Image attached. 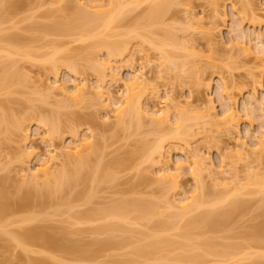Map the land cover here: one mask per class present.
<instances>
[{"label":"bare ground","instance_id":"bare-ground-1","mask_svg":"<svg viewBox=\"0 0 264 264\" xmlns=\"http://www.w3.org/2000/svg\"><path fill=\"white\" fill-rule=\"evenodd\" d=\"M58 1H59V3L62 4V8H61L62 11H66V10L69 11L68 7L70 5L69 3H71L70 0H58ZM78 1H79L78 3L80 4L79 8H77V9H76V7H75V9L72 8L75 11L72 12V10H71V13L68 14L65 18H63L61 20H55L51 23H40V22H38L36 24L33 23L32 27L36 26L35 28L41 34H43V36L44 35L45 36H49V35L54 36L55 35V36L69 37L71 42H73V41L83 42L84 40H87V39L88 40L96 39L95 47L104 50L105 55H106L105 60H103L102 62L99 61L100 65L101 66L103 65L102 67H105L104 69L109 70V72H112V73H110V74H112V76H111L112 81L114 82L115 85L117 84V87H115L116 88L115 92H108L109 90L107 88H105V79H103V80L99 79L100 82L97 79L98 84H96L95 86L94 85L89 86L88 83L86 82V80H82V81H78V82L75 81V83H72L71 86L69 84H67L66 81L60 82V80L59 81L56 80L55 83H52L53 85L51 87H48V88H49V90L51 88L52 89L51 91L56 90L57 93L60 94L64 98V100H63L61 97H59L63 101L57 100V102L59 101V104L56 102L57 108L59 107V109H60V108H63V106H65L66 108L67 107H74L77 104H79L80 102L84 103V101H86V99L89 101L90 100V99H88L89 96H87L89 94L88 92L94 91V93H96L97 97L100 96V98L101 97L104 98V102L106 105L105 107L108 108V110L106 109L107 110L106 115L108 118L113 115V117L115 118V124H114L115 126L114 127H115V129L116 128L118 129L117 131H119L120 129H122V130L123 129L124 130L131 129L132 130L131 133L135 134L136 133L135 131H137V134H138V132H139L138 130H141L140 128L141 127L143 128V126L145 124H147L146 120L148 119L149 120V121L147 120L148 123L153 124V126L155 125L154 127H156V128H154V129H156V130H154V133H156V136H154V141L150 142L147 138H141L137 142V145H138V146H136L137 149L133 150L134 151L133 153L130 152L132 154L128 153L130 155L127 154L128 156L123 157L122 159H120V158H118L117 160L115 159L114 165L113 164L112 165L115 166V164H116V166L120 165V166H124V167L127 166L128 167L129 163L132 162V157H134L133 155H136L137 158L143 157L142 159L145 158L144 160H147V161L149 160V161H154L155 163H158V164L160 163L157 166L158 169H156V171L154 170L155 171L154 174H156V172H157L160 174V176H158V179H157V175H155L153 177H155V179L157 181H159V179H160L159 183L162 184L163 187L166 185L167 186L164 188L161 186L163 188L162 189L163 192L164 191H166V192H164V194H162L163 197H162V195L160 196L159 200H156L155 198L153 200H149V199L146 200V199H142V198H136V199L132 200V199H129L127 197L126 198L122 197V199H120V200L118 199V201L117 200L113 201V202L110 201L105 205L103 203L97 207H91V208L84 210V211L81 210L78 213L75 212V214L73 212H71L72 211L71 209H73L75 207V206L74 207L72 206L73 201H71L72 202L71 203L70 199H68V201H67L66 199H64L62 197L61 198L62 202L58 203V205H60L61 207L60 206L56 207L55 208L56 210L54 209L55 213L53 212V215L64 216V215L68 214V218L69 217H70V219L74 218V221H76V223H79V224H81L82 222H84V223L90 222V224H93V223L95 224L96 222H100L99 226H95V228L93 229V232L98 233V235H100L102 233L103 234L109 233L110 236L108 234V237H107L108 239L106 238L105 242H104V240H101L100 242L99 241L96 242L95 240H97V239H94L95 242H90V244L87 245L89 248L90 247L92 248L93 245L94 246H96V245L97 246H99V245L105 246L106 245L107 247L112 246V248H114L115 246H116V248H118L117 246L129 245V236H131V233H134V231H136L133 229H129V224H132L131 223L132 219H135V221L138 220L141 222H145V223H143V225L153 223V226L155 228L157 227V230L161 229V230H159V232L157 230H156L157 232L155 230H154L155 232H153L154 227H152V229H151L150 224H149L148 227H150V230L145 225V227H147V229H146L147 231L146 230H145V232H144V230L143 231H140V230L136 231V232H138L140 239L132 247L131 251L129 252L131 255L130 257H132V259L128 258L129 257V253H128V257H127L128 260H125L126 263H128V264H129L130 260L132 262L142 261L143 264H152V262L156 263V261L157 262L159 261L160 264H161V262H164L165 264H215V263L216 264H223L226 262L230 263V264H239L238 262L240 260L242 261L243 258L246 260V257H247L248 261L249 260H252V261L255 260V262H257L256 259H258L259 257H256V252L254 253V251H252L254 253V255H253L252 252L251 251L249 252V250L247 251L246 248L252 249L251 247H253V246L251 244H254L255 241L259 238V237L257 238V236H259V234L262 231V230L259 231V229L263 228L261 226V224H260L261 227L259 226V224H257L258 226L254 225L255 227L254 226H253L254 228L252 227L253 228L251 230L252 233L249 232L250 233V234L248 233L249 235L244 234L245 235V237H244L245 241H242V243H240V242L239 243H237V242L231 243L230 242V243H226V244H224V243L220 244V243H218V241H215V239L212 238L208 233L210 230L211 231L215 230L216 229L215 227H218L219 225L222 226L223 222H225V219H228L231 217L233 218L234 215L236 213H238L239 210L248 206L247 203H249V202H246V201L244 202V201H242L243 198H239L240 196L243 197V195H244L243 191H244V193L246 192V195H247V192H255V191H258V192L260 191L262 193L264 192V175L262 173H260V171L255 170L256 169L255 167H254L255 168L254 169V168H252V166H249V169L252 168V171H251L252 173H251V175H248V177L249 176H251V177H249V179L245 183L244 182L242 183L241 181H239V178H238L239 176L237 177L236 172H235L234 176L236 178L234 176L232 177L233 180H235L233 182L236 183V184L234 183L236 185L235 189H233L231 191V189L227 188L228 187L227 186V187H225V190H223L224 188H222L220 185V187L222 188L223 191L221 193H220V191H219V193L217 191L216 192V193H218V194H216L217 196L215 194H212V196L209 197L208 196L209 192L206 191L207 187L205 185L204 179L201 178L202 177L201 176L202 174L200 173L201 170L199 171L200 168L205 169L207 167V164L205 163L204 157L199 153V151L194 150L195 152L191 155L185 153V156H186L185 160H180V161L178 160L177 163L174 162L175 165L171 164L173 162L171 161L170 154H169V152L172 149H175V148L178 149L179 147H181L183 145H185V147L190 146L191 145L190 140L197 137L198 135H199L198 136L199 139L202 140L205 137V139L207 141V137L211 136L212 132H214V130L216 132V130L218 131L221 129L220 131L222 132L223 129H225L224 127H226L228 125L229 128L233 129V131H234L238 127V126L236 127V124L239 125V120L241 117L238 114L237 107H235L237 101H235V99L233 98L234 96H232L230 94V92L228 91L230 84L227 83V81H225L226 80L225 77L220 76L221 77L220 79L222 82L221 88H220V84H219V90H221L222 92L221 91L220 92H221V94H223L221 97L223 99H226L224 101L225 103L224 102L222 103L224 105L222 107L223 108L222 112L221 111H220L221 113L215 112L214 107H216V106L208 103L210 107L208 106V108H207V106H205L206 107L205 108L203 106L202 109H204V110H202V113H201V111L199 110L200 108L198 109L199 106L197 107L198 110L195 111L196 106H193V107L190 106L189 107L188 104H186L188 107L186 106L187 109L184 110L185 106L182 105L184 103L180 104L181 102L175 101V99L170 97L169 94H166V96L164 95L165 97H162L160 94L159 87H156V86L152 87L151 93L149 95H152L154 98L158 99L157 106L155 105L157 108H155V106L152 107V106L148 105L147 103H145L143 101V99L145 96H147L146 92L148 89H150V88H148L150 86L147 87V85L149 83L147 81V78L144 76L145 74L139 72L141 69L138 71V70H134L131 68L133 71L131 73H129V75L127 77H125V76L122 77L120 75L121 73L119 74L118 72H116L117 68H115L113 65L108 66V64L109 63L111 64V61L114 60V58L119 57L121 59L122 55H124V54L127 55L128 50H129V52L131 51L130 45L132 44V41L135 40V42H137V44L139 45L140 49H141V46L142 47L146 46V49H148L147 47H149L150 50L151 49L155 50V52H157L159 54V56H158L159 59H161L160 65L162 64L164 66L166 65V67L168 66L170 68L168 70L172 69V70L178 72V71H180V68H181L182 71H184V69H185L184 72L193 71V66L191 65V63L189 61H188L189 63H187V64H185L187 61L186 62L182 61V63H184V64H182L181 62H180L181 63L180 64V63H178L179 62L178 61L179 55L175 54V53L179 52L180 48H182L183 44H185L186 42L182 43L181 41H179V38L176 36L177 34L172 32V30H171L172 28L167 29V28H165L166 25H162V24H164L163 22L166 20V19L164 20V18L166 17L165 14L167 12L169 13L170 10H172L173 6L175 7L177 4H179L178 0H107V1L103 0L105 3H103V1H101V0H78ZM0 3H1V5L5 3L3 6L8 4L9 6L7 8L11 9V7L14 8L15 7L14 5L17 4L18 2L15 0H14V2L13 1L11 2V0H0ZM144 3H148L147 7L148 6L149 7L147 8V10L143 11V14L137 16L138 18L137 17H136L137 19L135 18L136 21L133 20V22L131 23L132 25L129 24V21L126 22L127 24H129L127 26V24L124 23L126 12H128L129 10L130 11L134 10ZM8 13H10V11ZM168 13H167V15H168ZM189 13L190 12H188V14ZM48 15H50V14H48ZM191 15L190 16L188 15L190 22H192L194 20L193 19L194 17H192ZM4 18H5V16H4ZM1 19H3L2 16L0 17V23L2 21ZM191 19H192V21H191ZM195 19H196V17H195ZM197 20H199V19H197ZM200 20H201V18H200ZM197 22H200V21H197ZM2 23H4V19H3ZM2 23H1V25H2ZM123 23L125 24V26ZM194 23H193V25H194ZM199 24H201V23H199ZM190 25L188 24V26L191 29H193L195 26V25L194 26L192 25V27H193L192 28ZM123 26H124V28L121 31L119 28L120 27L122 28ZM126 26H127V28H126ZM129 26H131V27H129ZM202 28H204L203 25H202ZM209 30L210 29H208V31ZM213 30L209 31V35H210V32H213ZM205 31H206V29H205ZM159 32L161 34H159ZM203 33H204V31H203ZM206 33L207 32H205V34H203V35H206ZM252 34L248 33V37H247V34L245 32H242L241 34L236 35L235 38L233 37L234 39L230 38L231 41L229 40L230 41L229 46L231 48H232V46L235 48H238L237 50L239 51V53H242V55H243V53L245 54L246 52H248L249 54H252V56H254V59L252 61H254V63L256 62L255 63L256 65L254 64V66H253V69L255 68V70H253L251 68L253 73L250 76V73L252 72L251 71L249 73V77H251L250 78L251 82L254 85H261L262 79L264 76V34H261V33L256 34L255 33V34H253L254 35L253 39H251L250 36ZM212 35H214V34H212ZM211 36H209V38L212 40ZM206 38L208 40H210L208 37H206ZM247 38H250V39H247ZM25 40L22 38V36H20L18 34L17 35L12 34V33H10L8 35H3V36L1 35L0 36V93L5 92L6 94L11 95V93H13V91L15 92L17 87H23L24 86L22 84H23V78H25V77H24V74L22 72H20L21 70H19L20 66L18 67V62L21 59L22 60L25 59V60H29V61L30 60L31 61L38 60L39 62L41 61L42 63L45 62L46 64L50 65V70L52 72L53 71L56 72V71H58V69L63 67L65 69H67L68 71L73 72V74L75 73L74 75H76V74L80 75V74H82L81 73L82 70H80L81 67L78 63L79 59L84 60L86 62L90 61L89 63H91V61H92L91 58L94 55V53L91 54V52H93L92 49H94L91 47V45H89V47H87L86 50L81 49V50L69 51L68 48H67V50L63 49V47L60 48V46H62V45H60L61 43L57 39L56 40L52 39V41H50L51 39H47V40L43 41L44 40L43 39L42 40L43 44H42V46L40 45L39 48L41 47V49H42L43 46H44L43 48H49V46H50L51 51H50V48L47 49L46 51H40L39 48L36 49L35 46H33V43L41 42V41H37V40H39L38 37H34L32 40L31 39L30 40L25 39ZM48 41H49V43H47ZM213 41H212V43H213ZM215 41H216V39H215ZM188 42L190 43L191 40H189ZM181 43H182V46H181ZM190 44H192V46H193V42ZM45 45L47 47H45ZM187 45L186 44L184 45V48H182V51L185 50V52H187L186 50H189V48L186 49ZM178 47H180V48H178ZM189 47H190V50L195 48V47L192 48L191 45ZM230 47H228L227 49H229ZM88 48H90V49H88ZM138 48H136V49H138ZM170 48H172V50H174V51L171 52ZM235 48H233V49H235ZM140 49H138V50H140ZM241 49L244 52H242ZM194 51H195V49H194ZM194 51L192 50V52H190L188 54H190V56H192V55L195 56L196 52L194 53ZM245 55H247V54H245ZM249 56H251V55H249ZM252 56H251V59L253 58ZM12 57L13 58L15 57V59H13ZM85 57H87V58H85ZM88 57H90V58L88 59ZM129 57H131V59H130L131 61H134L133 56H129ZM107 59H108V61H107ZM130 60H129V62H130ZM104 61H106L107 64ZM113 63L114 62H112V64ZM91 66H92V64H91ZM129 66H130V64H129ZM129 66H127V67L130 68ZM143 68L144 67H142V69ZM164 69H167V68H164ZM196 69L198 71V66ZM160 71H161V68H160ZM197 71H195V74ZM197 74H198V72H197ZM198 76H199V74H198ZM75 80H77V79H75ZM219 82H220V80H219ZM24 83H25V81H24ZM209 83H207L208 88L212 87L211 83L210 84ZM14 87H15V89H14ZM106 87H107V85H106ZM145 90H146V92H145ZM48 92H46V93H48L49 95L54 94L53 92H52V94H50V91H48ZM92 93L89 95H93L92 97H94V93L93 94ZM144 93H146V94H144ZM42 95H44L43 97H45V96L47 97V95H45L44 93ZM46 97L44 99H42L43 101L45 100V102H46ZM47 98H49V97H47ZM66 98L68 100H71V101H68ZM9 100L12 101L11 99H9ZM40 100H41V98H40ZM91 100H92V98H91ZM211 101H213V100L211 99ZM70 102L71 103L74 102L75 105L73 104L74 106H72V104ZM7 105L9 106V101L7 99H6V101H0V133L1 132H3V133L8 132L9 133V131L11 130L10 128L12 126H13L12 128H14V129H16L18 127L21 130V132H23L22 130L26 126L25 122L26 121L30 122L31 120H35V121H37L36 124H38L39 127L43 126L44 128H46L45 130H46L47 134L45 133L44 136L47 135V137H44V140H46V141L49 140L50 145L48 147H50V146L52 147L50 150H47L46 153L40 154L39 152L36 151V149L32 145H30V146L27 145L28 147L26 146L27 148H26L25 153L28 155V157L35 158L37 165H34V162H33V167L29 166L28 168H25V170L27 171V172L25 171L26 174L28 173L27 176L31 177L30 179L27 177L28 181H30V184H28L29 182L27 180L26 181L28 183L27 182L26 183L28 185H31L33 183L32 188L30 187V188H28L27 191L26 190L24 191L25 201L26 200L30 201V198L32 199V197H34L33 199H35V197H36V199L37 200L39 199V202H41L42 205L43 204L47 205V204H49L50 201L53 200V198L54 199L56 198L57 193L60 194V193H66V192L67 193L69 192L68 193V195L70 194L69 197L72 196L73 199L78 198V200H79V197L82 195L83 189L82 190H81V188L78 190H76V189L82 183H86L88 180L92 181V182L94 181V183L91 182L93 184L91 186L92 189L90 188L91 191L90 190H89L90 192L88 191V193H90V194H88L87 195L88 197H86V198H88V201H90V199H91L90 197H93L94 193L96 194V192H97L96 182L98 179L100 181L101 180L105 181L106 179L111 180L112 178L114 179V177H116L117 172L114 171L115 169L113 168V166L110 167L111 162L107 163L104 160L103 156L100 155L103 152H102V150L99 152V147H101V146H99L100 144L98 143V141L96 142V140H94V136H95L94 133L89 132V134H87V135L84 134L82 137L77 136L76 131L72 127V129H73L72 133L74 134V136L76 135L78 138L75 137L74 140H72L71 144H67V145L65 144L62 147H60V146L58 147L57 145L55 146L53 143L54 139L56 138L55 136H58V134H60L59 132H61V124H60V117L61 116H59L60 114L58 112L49 111L46 114L40 113V115H39V113H36L38 115L29 114L28 116H26V118H23V121H25L24 119H26L25 122H19V121H22V119L17 120V119L11 118L13 116L9 115V110H8L9 108L6 107ZM196 105H198V104H196ZM33 108H34V110L36 109L35 111L37 112L38 108H35V107H33ZM192 108H195V109H193L195 111V113L192 110ZM188 109L191 111L188 112L187 111ZM247 109L245 111H247V113H249L248 115L251 118H253V119L249 120V122H250V124H253L252 121L254 120V117H255L254 116V109L253 108L252 109L247 108ZM250 110H253V111H250ZM261 110H262V112H264V106L262 107ZM192 111L194 114H196V112H198V113L196 115H194L193 113H191ZM72 114L75 115V116L73 115L74 116L73 121H76V122L82 123L83 120H85L87 122H92V120H93V119L92 120L89 119V117H91V116H89V117L87 116V118H88V120H87V118H84L80 114H77L75 112ZM263 118H264V114H263ZM14 120H16V121H14ZM109 120H110V118H109ZM150 121H151V123H150ZM214 122H215V124H214ZM220 122H222V124H224V125H222ZM84 123H86V122H84ZM217 125L218 126L220 125V126L218 127ZM221 125H222L223 129L221 128ZM214 126H216V127H214ZM228 126L224 131H228V132L230 131ZM208 127H210V128L214 127V129H212V131H210L211 129ZM263 129H262L260 135H258V138L255 135V137L257 138V141H254V143H253L254 146H252V148L249 147L251 150L248 149V147L246 148V142H242L240 149H241V151L243 150V152L238 151L240 153L237 152V155H238L237 157L242 156V155L244 157L245 152H247V153L252 154L257 160H259L257 157L264 158L263 157L264 156V130ZM233 131H231V133ZM10 133H11V131H10ZM199 133L201 135L204 134L203 135L204 137L202 136L203 137L202 138ZM196 134H197V136H195ZM208 134H209V136H206ZM26 136L29 137L30 135H26ZM192 136H194V137L191 138ZM198 137H197V139H198ZM181 149L185 150V151L188 150L186 148H180V150ZM192 149H194V148H192ZM256 152H258L257 154H259L261 152L259 154L260 156H256ZM232 153H230V154L233 155ZM247 153L245 155L248 156V158H251V155H249ZM153 155L157 156L156 161H158V162L153 160V159H155V157H153ZM226 156H228V155H226ZM64 157H65L66 161L64 160ZM234 157H235V153H234ZM62 158L64 160L63 162H61ZM245 158H247V157H245ZM252 159H253V157H252ZM59 162L61 165L59 164ZM69 166L71 168H69ZM111 168L114 170H112ZM183 168H185L187 170L186 172H188V173L190 172V174H192L191 176H193L192 178H193V181L195 182V185H194L195 188L192 190V192L189 195L183 194L184 195L183 199H176L179 203L176 200L170 201L169 199H167L168 198V192H169V191H167V189L170 190L171 187H172L171 190L173 189V187H174L173 190L177 191L179 189V188L175 189V188H177V186L179 187V185H177L178 184V182L176 181L177 178H176L175 173H173V172L175 170L178 171L180 169L184 170ZM206 169H208V168H206ZM118 170L119 169L117 168V171ZM212 170H211V168H209L208 173L211 176L216 175L214 177H211V179L214 178V179H212V181L214 180L213 183L216 184V187H219L217 185L222 184L221 182H223V181L225 182V179H227L228 177L226 178L224 176V178H223L222 175H224V172L216 171V172L220 173L219 177H222V180H223L222 181L221 178L218 179L219 177L217 176V173H211ZM110 171L113 173H111ZM224 171L226 172V170H224ZM234 171H235V169H234ZM231 172H233V171L231 170ZM238 173H237V175H238ZM253 173H255V174L253 175ZM259 173H260V175H259ZM139 175H141V174H139ZM252 176H254V177H252ZM177 177H178V175H177ZM40 179L42 180L41 182H40ZM113 179H112V181H113ZM144 179H146V178H143L142 180H144ZM166 179H168V180H166ZM99 180H98V182H99ZM164 180L168 181V182L166 183V182H164ZM169 180L172 181L170 183V185H169V182H170ZM237 180L240 183L239 182L237 183ZM4 181L5 180H2V179L0 180V234L4 235L6 233L5 235H7L8 238H11L10 241L11 240L14 241L16 243V245L21 246L22 249H23V247L26 248V245L28 246V244H29L27 242L28 240L31 241L33 239V241L36 240L39 244L46 246V247H48V249L50 248L51 250L52 249L58 250L64 254L69 253V255L71 254L72 256L79 253L80 254L79 256H85V257L87 256L88 257L87 254H88L89 250L87 251V249H89V248L86 249V246L83 247L82 245H79V246H82V247H79L77 245H74L68 239H66L67 241L64 240L62 242L61 237H59V239H61V240H56L57 238H54L56 236H53L52 233H51L52 235L49 234L50 232L44 233L45 229L41 230V228H43L41 226H40L41 228L39 226L27 228V229L22 230L21 232H12L11 230L7 231L6 227L8 225L7 224L5 225V223H7V221L3 222L5 220L4 219L5 216L3 217V214L5 212L4 209H6V207L8 206L7 204H8L9 199H7V194H6V193H8V190L6 192L7 188L4 189V187H5ZM228 181H230V180H228ZM154 182H156V181L154 180ZM225 183H223V184L226 186L227 184H225ZM78 184H80V185H78ZM76 185H78V186H76ZM218 189L220 190V188H218ZM22 191H23V189H22ZM165 194H166L167 198L165 197ZM249 194H251V193H249ZM263 196H264V193H263ZM161 197H162V199H161ZM164 197H165V199H164ZM160 199L163 200L164 202L162 203ZM6 200H7V202L5 204ZM64 200H66V201H64ZM175 201H176V203H175ZM74 202H76V200H74ZM177 203L181 204V205H178ZM50 204H52V203H50ZM163 204H164V206H163ZM176 204L178 207L176 206ZM4 205L5 206L7 205V206L5 207ZM66 207H69L70 209L66 208ZM160 207H165L167 211L170 209H174V210L178 209V210H175V211L170 210L172 212L171 213H169L170 211L168 212L169 213V214H167L168 218L167 219L165 218V220L164 219L156 220L158 218V216L163 213V211L161 212ZM62 208H66V209H62ZM67 211H69V213ZM40 214H43V212L39 213V215ZM70 214H72V215H70ZM30 216H32V215H30ZM30 216H29V218L27 217L28 218L27 220H25V221L23 220V221L26 223L30 222V221H35L36 216L34 214H33V217H30ZM47 217H48V215H47ZM50 217H51V215H50ZM102 221H104V222H102ZM138 221L137 222L133 221L134 222L133 224L138 223ZM180 221H182V222H180ZM183 222H184V224H183ZM179 223H182V225H179ZM65 229L66 228H64V230ZM174 229H176V231H174ZM177 229H179V230H177ZM64 230H62V231H64ZM169 230H170V232H171V230H173L172 233H167ZM161 231H164V232L166 231V233H163ZM116 233L120 237V240H119V238H117L118 241L115 238L117 236V235L115 236ZM64 237H63V239H64ZM98 240H100V239L98 238ZM258 240L256 241V243L258 242ZM68 241H70L71 243H69ZM249 246H251V247L249 248ZM119 248H122V247H119ZM260 249H262V248H260ZM247 252H249V253H247ZM89 253H91V251ZM245 254H247L248 256L246 255L244 257ZM257 254H258V256H261V255H259L261 253L257 252ZM263 255H264V253H263ZM89 256H91V255L89 254ZM30 261L33 264H48L47 260H44V259L43 260L31 259ZM214 261H216V262H214ZM228 261H230V262H228ZM252 261H249V263L250 262L252 263ZM142 262H141V264H142ZM252 264H255V263H252Z\"/></svg>","mask_w":264,"mask_h":264},{"label":"rangeland","instance_id":"rangeland-1","mask_svg":"<svg viewBox=\"0 0 264 264\" xmlns=\"http://www.w3.org/2000/svg\"><path fill=\"white\" fill-rule=\"evenodd\" d=\"M12 1L14 2V0H11V2ZM15 1H17L18 3L14 5L15 6L14 8L11 7V9L7 8L9 6L7 3H6L7 5L5 6H3L5 3L2 5L0 3V17L2 16L4 19V23H2L3 19H1L2 25L0 23V36L8 35L12 33V34H16V35L18 34L22 36L24 40L25 39L32 40L34 37H38L39 40L37 41H41V42L33 43V46H35L36 49L39 48L40 45L42 46L43 41L47 39H51L50 41H52V39L59 40V42L61 43L59 44L62 45L60 46V48L63 47V49H66V50L68 48L69 51L81 50V49L86 50V48L89 47V45H91V47L94 49H92L93 52H91L92 50L90 52L91 54L94 53L93 55L94 57L91 55L92 56L91 63H89L90 61L86 62L78 58L79 59L78 63L81 67L80 70H82L81 71L82 74H80L81 76L79 74H78L79 76L77 74L76 76L74 75L75 73L73 74V72L68 71L67 69L63 67L58 69V71L56 72L55 71L52 72L50 70V65L46 64L45 62L42 63L41 61L39 62L38 60L36 61L35 60L29 61L25 59L22 60L20 58L21 60H19L18 62V67L20 66L19 70H21L20 72H22L25 77L23 78V84H22L24 86L17 87L15 92L13 91L11 95L6 94L5 92L0 93V101H6V99L9 101V106L7 105L6 107L9 108V109L7 108L9 110V115L13 116L11 118L17 119V120L22 119V121H19V122H25L26 119H24L25 121H23V118H26V116H28L29 114L38 115L36 113H39L40 115V113L46 114L49 111L58 112L60 114L59 116H61L60 117L61 132H59L60 134H58V136H55L56 138L54 137L55 138L53 142L54 145L55 146L57 145L58 147L59 146L62 147L65 144L66 145L71 144L72 140H74L75 137L78 138L77 136L82 137L84 134L86 135L89 134V132L94 133L95 134L94 140H96V142L98 141V143L100 144L99 146H101L99 147V152L101 150L103 152L102 153L103 155L102 154L100 155L103 156L104 160L107 163L111 162L110 167L114 165L115 159L116 160L118 158L122 159L123 157H126L132 154L134 152L133 150L137 149L136 147L138 146L137 142L141 138H147L150 142L154 141V136H156V133H154V130L156 129L154 128L156 127H154L155 125L153 126V124H149L148 119H147L148 121L146 120L147 124L143 122L145 125L143 126V128L142 127L140 128L141 130H138L139 131L138 134H137V131H135L136 132L135 134L131 133L132 132L131 129L129 130L120 129L119 131H117L118 129L117 128L115 129L114 127L115 118L113 117V115L109 117L110 120L106 115L108 108L105 107L106 105L104 102V98L102 97L100 98V96L97 97L94 91H92L94 93V97H92L93 95H89L92 93L91 91L88 92L89 94L87 93L88 94L87 96L90 97V98L88 97V99H90L89 101L86 99L84 103L80 102L76 106H74L75 105L74 102L73 103L70 102L72 106L74 107L66 108L65 106H63V108H60V109L59 107L57 108V103L59 104V101H61L62 99L64 100V98L60 94H58L56 90L55 91L53 90L54 91L53 92L51 91L52 90L51 88L50 90L48 88V87H51L53 85L52 83H55L56 80L58 81L60 80V82L66 81L67 84H69L70 86L72 83H75V81L78 82V81L86 80L89 86L90 85L95 86L96 84H98L97 79L98 80L105 79V88L109 90L108 92H115L116 90L115 87H117V84L115 85L114 82L112 81V77H111L112 74H110L112 72H109V70L104 69L105 67H102L103 65L102 66L100 65V62H102L106 58L105 51L100 48L95 47L96 39H90V40L87 39L84 41L82 40L83 42L81 41L71 42L69 37L55 36V35L54 36L44 35L45 36L44 37L43 34H41L35 28L36 26L32 27L33 23L34 24L38 22L51 23L55 20H61L65 18L68 14L71 13V10L72 12L75 11L73 10L75 9V7L76 9L79 8L80 4L78 3L79 2L78 0H70L71 3H69L70 4L69 7L70 6L71 7L70 8L68 7L69 11L67 10L62 11L61 10L62 4L59 3L58 0H15ZM178 2L179 4H177L175 7L173 6L174 8L172 7V10H170L169 13L167 12L168 15L167 13L165 14L166 17L164 16L165 17L164 20L165 19L166 20L163 22L164 24L162 25H166L167 27L165 26V28L167 29L172 28L171 29L172 32L177 34L176 36L179 38V41H181L182 43L186 42L185 44L186 45L188 44L189 46L191 45L192 48L195 47L194 48L195 51H194V49L190 50V47L187 45V48L186 47L185 48L186 49L189 48L190 51L186 50L187 52H185V50L182 51V48H184L185 44H183V47L180 48L182 46V43H181V46L178 47L180 48L179 52H177L178 51L177 50L176 51L177 53H175L179 55L178 63L180 62L182 63V61L184 62L187 61L185 63L187 64L190 62L191 65L193 66V71L189 72L186 70L187 72H184L185 69L184 71H182L181 68H180V71L178 72L172 69L168 70L170 69L168 66L166 67V65L165 66L162 64L160 65L161 59H159L158 57L159 54L155 52V50H152V49L150 50V48L147 47L149 49L148 50L146 49V46L144 45H143L144 47L141 46V49H140L139 45L137 44V42H135V40L132 41V44L130 45L131 51L129 52L128 50L127 55L126 54L122 55L121 59L119 57L114 58V60H112L111 64L109 63L108 66L113 65L115 68H117L116 72H118L119 74L121 73L120 75L122 77L124 76L127 77L129 73L133 71L132 69L138 70V71L141 69L139 72L145 74L144 76L147 78V81L149 83L147 87L150 86L148 87L150 89L147 88L148 89L147 92L145 90L147 94L146 93L144 94L148 96L151 93L152 87L156 86V87H159L160 94L162 97H165L166 94H169V96L175 99V101L181 102L180 104L184 103L182 104L183 106H185L184 110L187 109L186 104H188L189 107L196 106L195 107L196 109L192 108V110L195 109V111H197L200 108L199 110L201 111V113H202V110H204L202 109V107L207 106L208 108L209 104L216 106L214 107L215 112H218V113L222 112L223 110L222 107L224 106L222 103L226 99H223L221 97L223 94H221L222 91L219 90V84L221 88L222 82L220 78L225 77L226 79L225 81H227V83L230 84L228 91L230 92L232 96H234L233 98L235 99V101H237L235 107H237L238 114L241 117L239 120V125L236 124V127L237 126L238 127L237 128L235 127L236 129L234 128L235 130L233 131V129H230L229 126L227 125L230 131L229 132L224 131L227 128V126L224 127L225 129H223L222 125L224 124L220 122L222 124L221 128L223 129V131L221 132L220 131L221 129H220L218 130L219 132L217 130L215 132L214 130L211 136H209V134L206 135V136H209L207 137V141L205 137L203 136L204 134L201 135L199 133L201 137L202 136L204 137V138L202 137L204 140L199 139L198 137L199 135L197 136L196 134L195 136H197L199 140L197 139V137L193 138L194 136H192L191 138L193 139L191 140L189 139L190 144H191L190 146L185 147V145H183L179 147L178 149L175 148L169 152L171 161L173 162L171 164L175 165V163H177L178 160L179 161L185 160V157H186L185 153L191 155L195 151L198 150L199 153L204 157V161L207 164L206 168L208 169L211 168V170L213 169L211 173H217V176L219 177L220 173L218 172L219 171L224 172V175H222V177L223 178L224 176L226 178L228 177L227 179H225L226 183L222 180V177H219L218 179L221 178L223 182H221L222 184L217 185L219 187H216V184L213 183L214 180L212 181V179L214 178L211 179V177H214L216 175L211 176L208 173L209 172L208 169L206 168H205L206 170L201 169V168L199 169V171L201 170L200 173L202 174V175L200 174L202 176L201 178L204 179L205 185L207 187L206 191L209 192L208 196L211 197L212 194L216 195L219 193V191L221 193L223 190H225V187L227 186H228L227 188L231 189V191L235 189L236 183L233 182L235 180H233L232 178L235 172H236V176L237 177L239 176L238 177L239 181H241L242 183L243 182L245 183L249 179V177H251V176L248 177V175H251L252 168L254 167L256 168V169L254 168L255 170L260 171V173L264 175V158L257 157L259 159L257 160L252 154L247 153V152H245V154L247 153L251 155V158H248V156H246L245 154H244V157L243 155L237 157L238 151L243 152V150L241 151L240 149L242 142H246V148L247 147L248 149H250L249 147L252 148V146H254L253 144L254 141H257L258 135H260L262 129L264 128V118H263L264 112H262L261 110L262 107L264 106V76H263L261 85H254L251 82V79H250L251 77H249V73L252 71L253 66L256 63L252 61L254 59V56H252V54H249L248 52L245 53L247 55H245L244 53L242 55V53H239V51L237 50L238 48H235L233 46L231 48L229 46L231 39L233 37L235 38L236 35L241 34L242 32H245L247 34V37H248V33L249 34L250 33L251 34L252 33L253 34L255 33L264 34V0H178ZM103 3L105 2L103 1ZM147 4L148 3H144L134 10H131V11L129 10L128 12H126L124 23L129 21V24L132 25L131 23L133 22V20L136 21V19L138 18L137 16L143 14V11L147 10V8L149 7V6L147 7ZM8 10L10 11V13H8L9 12ZM188 12L190 13L188 14ZM188 15L189 16L191 15L192 17H194L193 21L195 23L192 21V19H191L192 22H190ZM197 21H200V22H197ZM193 23L196 27L193 25ZM129 24H127V26ZM188 24L189 25L191 24L190 25L191 27L193 25L194 28L192 27L193 29H191L188 26ZM202 25L206 29V31L204 28H202ZM124 26L122 28L120 27L119 29L122 31ZM208 29H210L209 31H212L213 29L214 30L216 29V30L215 31L213 30V32H210V35H209ZM205 32H207L208 34L206 33V35H203L205 34ZM211 33L214 35H212ZM159 34L161 33L159 32ZM253 34L250 36L251 39H253L254 37ZM211 35L216 39V41ZM209 36H211L212 40L209 38ZM206 37H208L210 40H208ZM250 38H247V39H250ZM189 40H191L190 43L193 42V46L192 44L188 42ZM47 43H49V41ZM43 47L42 49L41 47L39 48L40 51H46L47 49L50 48V46L49 48H43ZM45 47L47 46L45 45ZM228 47H230L229 48L230 50L227 49ZM136 48L140 49L141 51ZM170 49H171V52L174 51L172 50V48ZM192 50L194 51V53L196 52L195 56L193 55L190 56V54H188L192 52ZM50 51H51V48H50ZM248 54L251 55L253 58L251 59V56H249ZM129 56H133L134 58L133 57L132 58L134 61H131L130 60L131 57ZM15 57L14 58L12 57V58L15 59ZM89 58L90 57H88V59ZM104 62L107 64L106 61ZM112 62L114 63L112 64ZM127 66H129L130 68H128ZM141 66L144 68L142 69ZM197 66H198V71L196 69ZM159 67L161 68L162 72L160 71ZM164 68H167V69H164ZM194 70L198 72L199 76L197 72L195 74ZM253 70H255V68ZM252 73L253 71L250 73V76ZM209 82L211 83V86H212L210 88L207 87V83ZM48 91H50V94H52V92L54 94L49 95ZM41 93L42 94L44 93L45 95H47V97H49L47 98L45 96L46 102L45 100L44 101L42 100L45 97H43L44 95H42ZM147 96L144 97L143 101L152 107H154L155 105L157 106L158 99L154 98L152 95H149L148 97ZM59 97H61L62 99H60ZM8 98L11 99L12 101H10ZM211 99L213 101H211ZM57 100L59 101L57 102ZM68 101H71V100H68ZM156 106L155 108H157ZM33 107L38 108L37 112L35 111L36 109L34 110ZM246 107L249 109H252V108L254 109L255 117H254V120L252 121L253 124H250L249 122V120L253 118H251L248 115L249 113L245 111L247 109ZM187 111L189 112L191 110L188 109ZM193 111L191 113H193ZM250 111H253V110H250ZM74 112L77 114H80L84 118H87V116L88 117L91 116L89 117V119L90 120L93 119V120L92 122H87L83 120L82 123L73 121L75 115L72 113ZM197 113L198 112H196V114ZM36 123L37 121L35 120H31L30 122L26 121L25 122L26 126L22 130L23 132H21V130L18 127L14 129L12 128L13 127L12 126L10 128L11 133L10 131L9 133L8 132L0 133V180L1 179L5 180L4 181L5 187L4 186L3 187L4 189L7 188L6 192L8 190V193L6 194H7V199H9L8 204H7L8 206L6 205L7 206L6 207L4 205L6 207V209H4L5 215L3 214V217L5 216L4 217L5 220L4 219H3L4 221L2 220L3 222L7 221V223H5V225L6 224L8 225L6 227L7 231L11 230L12 232H21L22 230L27 229V228L41 226L43 227V228L40 227L41 230L45 229L44 233L45 232L46 233L50 232L49 234L52 233L53 236H56L54 237V238H57L56 240L62 239L61 241L63 242L64 240L68 239L74 245H77V246L82 245L83 247L86 246V249H87L89 248L87 245H89L90 242H95V241L100 242L101 240H104L105 242L109 233L107 234L104 232L105 234L102 233L98 235V233L93 232V229L95 228V226H99L100 222H96L95 224L94 223L90 224V222L89 223L82 222L81 224H79V223H76V221H74V218L72 219H70V217L68 218V214L67 215L63 214L64 216L53 215L54 209L60 206L58 205V203L62 202L61 201L62 197L66 199L67 201L68 199H70V202L73 201V203L72 202L71 203H72V206L73 207L75 206V207L71 209L72 210L71 212L75 214V212L78 213L81 210L84 211L91 207H97L103 203L105 205L110 201L111 202L116 201V200L118 201V199L120 200L122 199V197L123 198L127 197L132 200L136 198H142L146 200L147 199L153 200L155 198L156 200H159L160 196L164 194V192H166V191L163 192L162 189L166 187L167 185L163 187L162 184L159 183L160 179L159 181H157L155 177H153L157 175V179H158V176H160V174L157 172L156 174H154L156 169H158L157 166L160 163L158 164V163H155L154 161H149V160L147 161V160H144L145 158L142 159L143 157L137 158L136 155H133L134 157H132V162L130 161L131 163H129L128 167L127 166L124 167L120 165L116 166L115 164V166L119 170L117 171V168L115 166H113L115 170L111 168L112 170L117 172L116 177H114V179L112 178L113 181L112 179L111 180L106 179L107 181L106 180L100 181L98 179L99 182L97 180L96 182L97 192L96 194L94 193V196H93L94 198L93 197H90L91 199L89 198L90 201H88V198L86 197H88L87 195L90 194L88 193V191L90 190V188L92 189L91 186L93 185L92 183H94V181L92 182L89 180L86 183H82L83 185L78 184L80 186L77 189L75 188L76 190L80 188L81 190L83 189L82 195L79 197V200L78 198L73 199L72 196L69 197L70 195V194L68 195L69 192L68 193L66 192V193H60V194L57 193L58 195L56 194V198L55 199L53 198V200L50 201L49 204L46 203L47 205L45 204L42 205V203L39 202V199L37 200L36 197L35 199H33L34 197H32V199L30 198V201L28 200L25 201L24 191L25 190L27 191L28 188L33 187L32 186L33 183L31 185H28L30 184V181H28V178L30 179L31 177L27 176L28 173L26 174L27 171L25 170V168H28L29 166L33 167V162H34V165H37L35 158L28 157V155L25 153L26 148L32 145L36 149V151L39 152L40 154L46 153L47 150H50L52 148L51 146L48 147L50 145L49 144L50 141L44 140V137H47V135L44 136L46 133V130H45L46 128H44L43 126L39 127L38 124ZM72 127L76 131L77 136L76 135L74 136V134L72 133V130H73ZM214 127L213 128L208 127V128H210L211 129L210 131H212ZM231 131L233 132L231 133ZM25 134L30 135V136L28 137ZM255 135L257 138L255 137ZM180 148H186L188 150H186L187 151L186 152L185 150H182V149L180 150ZM182 151L183 152L185 151V152L183 153ZM230 153H232L233 155H231ZM234 153H235V157H234ZM257 153L258 152H256V156H260L259 154L261 152L259 154ZM156 155L155 156L153 155L155 159L152 158L155 161L157 160ZM245 157H247L248 159ZM252 157L253 159L254 158L255 159L253 160ZM64 160L66 161L65 157H64ZM64 160L62 158L61 162H63ZM249 166H252V168L250 167L251 169H249ZM69 168L71 167L69 166ZM183 169L184 170L180 169L178 171L175 170L173 172L175 173L176 178H177L176 180L178 182L177 185H179V187L177 186V188L175 189H178V188L179 189L177 190L178 192L176 190H173L174 187L172 190H171L172 187L170 188V190L167 189V191H169L168 198L166 197V194H165V197L169 199L170 201L171 200L174 201L176 199H183L184 197L183 194L189 195L192 192V190L195 188L194 187L195 182L193 181V178H192L193 176H191L192 174H190V172L189 173L186 172L187 170L185 168ZM224 170H226V172ZM231 170L233 172H231ZM254 174L255 173H253V175ZM142 177L146 179L142 180L143 179ZM153 179L156 182H154ZM41 181L42 180L40 179V182ZM169 181H170L169 182V185H170L172 181L171 180ZM239 181L237 180V183ZM164 182L167 183L168 181L164 180ZM223 183L227 185L225 186ZM220 185L222 188H224L223 190L220 187ZM218 188H220V190ZM217 191L218 193H216ZM263 193L260 191L259 192L255 191V192H247V195H246V192L244 193L243 191V194H244L243 197L240 196L239 198H243L242 201L244 202L245 201L249 202L247 203L248 206L239 210L238 213H236L237 215L235 214L233 218L231 217V218L225 219V222H223V224L221 223L222 226L219 225L220 227L219 226L215 227L216 228V229L214 228L215 230L212 229L213 231L210 230L211 232L209 231L208 233L212 238L215 239V241H218V243L220 244H223V243L226 244L230 242L231 243H234V242L242 243V241H245L244 234L249 235L250 234L249 232H251V230L255 227L254 225L259 224L260 226L261 224L263 228L259 229V231L262 230L259 236H257V238L259 237L258 238L259 240L256 238L259 242L257 243L260 246L256 243L257 241L256 240L254 244H251L253 247L249 246V248L251 247L252 249L246 248V250L247 251L249 250V252L250 251L251 252L254 251V253L256 252V257H259L258 259H256L257 262H255V260L254 261L249 260L255 264H264V255H263L264 253L263 252L264 251V196H263ZM74 200H76V202H74ZM6 202L7 200L5 201V204ZM161 202L163 203L164 201L161 200ZM178 205H181V204H178ZM66 208H69V207H66ZM66 208H62V209H66ZM160 208H161L160 209L161 212L163 211L162 213L163 215L160 214L159 215L160 217L158 216L156 220H159V219L165 220V218L167 219L168 218L167 214L172 212L170 210H174V209H170L167 211L165 207H160ZM175 210H178V209H175ZM42 212L43 214L39 215V213H42ZM67 212L69 213V211ZM32 213L35 216L37 214L39 216L38 215L36 216L35 221H30L27 223L24 222L25 220L29 218L30 215H32L30 217H33ZM133 221L137 222L138 220L135 221V219H132L131 221L132 224H129V229H133L136 231L144 230L145 232V230L150 224V223L145 224L147 226L145 227V225H143V223L145 222L138 221V223L133 224L134 223ZM179 225H182V223H179ZM150 227L151 229L152 227H154L153 223L150 224ZM150 227H148L149 230H150ZM64 228L66 229L64 230ZM154 230L156 231L157 227L153 228V232H155ZM159 230L161 229H158L157 231L159 232ZM136 231H134V233H131V236H129V245H126V246L123 245L124 247L117 246L118 248H116L115 246L114 248H112V246L107 247L105 245L106 246L105 247L103 245L104 246L103 247L100 245L97 246L95 244L96 246L93 245L94 247L92 246V248L90 247L89 249H87V251L89 250L87 254L88 257L79 256L80 255L79 253L72 256L71 254L69 255V253L64 254L58 250H53V249L51 250L50 248L48 249V247L39 244L36 240L33 241V239L31 241L28 240L27 241L29 243L28 246L26 245V248L23 247L22 249V247L19 245H16L14 241L12 240L10 241L11 238H8V236L5 235L6 233L5 234L3 233L4 235L0 234V237L2 238V239L0 238V264H33L30 261L31 259L33 260H37V259L43 260L44 259V260H47L48 264H128L126 263L125 260H128V258L132 259V257H130L131 255L129 252L131 251L132 247L140 239L138 232ZM172 231L173 230H171L170 232L169 230L167 233H172ZM174 231H176V229H174ZM161 232L166 233V231L165 232L161 231ZM116 235L117 233L115 234V236ZM59 237H61V239H59ZM98 238L100 240H98ZM115 238L116 239L119 238L120 240L119 235H117ZM94 239H97V240L94 241ZM70 241L68 242L71 243ZM82 246H79V247H82ZM119 247H122V248H119ZM90 251L91 253H89ZM257 252L261 253L259 254L261 256H258ZM128 253H129V257H128ZM254 253L252 252L253 255ZM89 254L92 257L89 256ZM246 255L247 254H245L244 257ZM240 261L238 262L239 264L249 263V261L247 260V257H246V260L243 258L242 261L241 262ZM141 262L142 261L132 262L130 260L129 264H141ZM252 263L250 262L249 264H252ZM152 264H160V263L159 261L158 262L156 261V263L152 262ZM161 264H165V263L161 262ZM223 264H230V263L226 262Z\"/></svg>","mask_w":264,"mask_h":264}]
</instances>
